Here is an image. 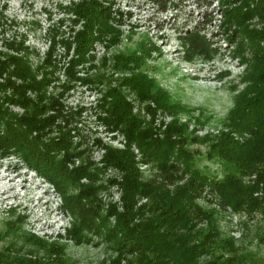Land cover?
Listing matches in <instances>:
<instances>
[{
  "label": "trees",
  "instance_id": "1",
  "mask_svg": "<svg viewBox=\"0 0 264 264\" xmlns=\"http://www.w3.org/2000/svg\"><path fill=\"white\" fill-rule=\"evenodd\" d=\"M150 1L162 4V0ZM217 3L219 27L231 44L230 54L243 65L240 80L244 83L233 95L225 123L227 130L213 138L201 139L208 142L209 157L220 161L223 175L209 177L193 165L192 155L183 148L186 141L183 125L172 121L163 129L161 137L155 135L151 123L156 109L174 114L183 111L184 107L172 103L152 78L133 70L149 57L150 51L160 53L156 46L142 42L139 52L114 55V65L132 70L121 78V84L130 87L140 100L154 103L155 108H147L151 115L149 121L131 113L130 104L116 87L104 92L101 108L105 116L99 117L108 128L119 129L126 139L125 149L104 147L101 157L104 167L112 165L121 172L120 181L108 180L109 184L115 183L121 189L120 210L113 203L102 208L98 197V192L104 188L98 176L102 169L93 166L84 155V149H76L80 142L72 146L67 120L63 125L56 123L62 116L61 104L45 94L52 71L43 70L36 79L21 41L6 43L15 54L0 52V155L18 154L27 166L53 185L60 195L61 207L72 218L64 236L75 243L88 241L89 233L101 236L114 253L108 258V264H198L197 257L203 253L209 254L210 258L202 264H237L239 255H235L228 240L225 248L232 254L223 257L212 253L220 246L214 218L210 210L195 203V196L202 186H207L222 203L234 210L241 208L252 212L264 207V24L260 27L251 25L253 19L264 22V0H217ZM68 8L73 14L72 23L81 21V29L71 40L75 57L70 58L66 68L68 79L72 80L77 78L74 65L85 61V53L92 43L99 41L105 47L112 46L118 42L120 31L112 24H119L118 17L111 16L110 6H103L99 0H80ZM208 22L205 20V24ZM50 31L49 50L44 59L47 65L51 64L55 43L59 42L65 49L71 43L63 37L56 39L63 33L58 27ZM178 38L185 61H210L218 53L196 26L185 30ZM223 74L225 72H219L216 76ZM66 86L62 84L63 88ZM26 91L34 94V98L26 95ZM7 104L20 107L22 112L10 111ZM49 110L52 113L47 114ZM52 128L56 135L50 136ZM129 143L136 145L143 161L155 165L158 175L169 184L182 178L183 173L188 177L181 185H174L172 192L161 182L141 181L128 149ZM74 156L81 157V163L68 167ZM174 162L182 164L179 174ZM242 175H253V179L245 184ZM257 191L261 194L254 195ZM140 195L146 196L148 202L136 207L135 201ZM135 217L138 220L135 221ZM201 217L207 222L204 230L194 227ZM21 221L20 214L7 220L5 232H16ZM21 237L23 243L45 250L49 256L46 262L63 261V243L47 241L30 231H23ZM21 247L22 244L17 246L15 240L7 243L0 251V264L40 263L39 256L20 254Z\"/></svg>",
  "mask_w": 264,
  "mask_h": 264
},
{
  "label": "rangeland",
  "instance_id": "2",
  "mask_svg": "<svg viewBox=\"0 0 264 264\" xmlns=\"http://www.w3.org/2000/svg\"><path fill=\"white\" fill-rule=\"evenodd\" d=\"M80 0H0V52L15 54L6 43L21 41L26 48V58L30 70L39 79L43 70L52 71L51 80L46 86L45 94L56 98L61 104V117L56 123L70 129L71 144L85 150V156L93 166L101 168L98 174L99 182L104 185L98 192L104 209L113 203L121 209V189L115 184H109V179L121 180V172L114 166H103L101 157L104 147L123 150L126 139L119 129H110L99 117L105 116L101 105L104 92L110 87H116L130 104L131 113L144 121H149V108H155L150 100H140L128 86L121 84V78L128 76L132 70L117 68L114 65V55L139 52L142 42L154 45L160 53L150 51L149 57L135 71L145 73L156 85L163 89L169 100L184 110L174 114L156 109L152 126L155 135L161 137L163 129L172 121L183 125L186 136L183 148L192 155L193 165L209 177L220 178L223 168L219 160L209 157L208 142L203 138H213L227 130L225 125L228 111L232 107L233 95L243 87L240 80L243 65L230 54L231 44L219 27V8L217 0H162V4L150 0H99L103 6H110V14L119 19V40L112 46L105 47L102 42L94 41L89 51L85 53V61L74 65L75 79L69 80L66 68L74 55V44L71 42L74 33L81 29V21L72 23V12L68 7ZM163 6V9L161 7ZM119 14H117V12ZM205 20H209L205 24ZM260 27L264 22L251 21V25ZM198 27L216 47L217 54L210 61H185L179 35L185 30ZM58 27L63 33L57 35L69 40L70 46L65 47L55 43L51 53L50 65L44 61L50 43V30ZM22 52V51H20ZM225 72L220 77L216 74ZM13 80H16L12 78ZM82 79H85L84 81ZM16 82H19L16 80ZM62 84L67 85L65 88ZM9 91H6L8 94ZM26 95L34 98V94L26 91ZM10 111L21 113L22 109L14 104H7ZM52 113L51 110L47 114ZM50 136L56 135L52 128ZM234 137L237 135L232 134ZM246 136V134H244ZM128 149L133 155L139 179L143 182L162 183L169 192L174 185H181L188 175L174 184H169L158 175V169L150 162L143 161L141 153L134 143H129ZM68 167L81 163L82 158L74 156ZM175 163V162H174ZM177 173L182 169L181 163H175ZM10 189L0 196V251L12 240L16 245L22 244L20 254L40 257L39 264H108V258L114 253L110 245L99 235L89 233L90 239L75 243L64 236L65 228L70 225L71 214L61 207V198L53 185L43 176L27 166L24 161L11 152L0 155V177ZM253 175H242L243 183H250ZM81 182H86L81 179ZM23 186L21 190L20 187ZM15 191V192H16ZM41 191H45L41 196ZM254 195H260L257 191ZM16 195V196H14ZM38 196V197H37ZM202 209L210 210L214 218L217 239L220 246L213 250L214 255L232 254L225 248L230 241L237 264H264V207L252 212L245 209L234 210L230 205L222 203L215 192L202 186L194 199ZM147 203L144 195L137 197L135 206ZM22 215V221L16 232H5L6 221ZM112 221V217L109 218ZM134 220H138L137 217ZM55 221V222H54ZM49 225V227H48ZM195 228L206 229L205 217L195 221ZM23 231H30L50 241L56 240L64 244L62 262H46L49 257L42 248L31 243H23ZM27 249L31 251L28 252ZM50 257H53L51 255ZM210 258L209 254L197 257V263L202 264ZM49 259V258H48Z\"/></svg>",
  "mask_w": 264,
  "mask_h": 264
},
{
  "label": "bare ground",
  "instance_id": "3",
  "mask_svg": "<svg viewBox=\"0 0 264 264\" xmlns=\"http://www.w3.org/2000/svg\"><path fill=\"white\" fill-rule=\"evenodd\" d=\"M5 176H1L0 177V196H4L3 197V201H4V198L6 197L5 196V194H6V192H9L10 191V189L11 190H13V192H14V194H16V195H18L19 193L15 190V189H12V188H8L7 186H6V183L5 182H3L4 180H5V178H4ZM23 188V186H21L20 187V189H18V190H21ZM16 191V192H15ZM45 191H41V193L39 194V196H41L42 195V193H44ZM16 195H14V196H16ZM38 197V196H37ZM55 222V221H54ZM48 227H49V225H48Z\"/></svg>",
  "mask_w": 264,
  "mask_h": 264
}]
</instances>
